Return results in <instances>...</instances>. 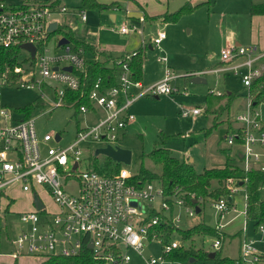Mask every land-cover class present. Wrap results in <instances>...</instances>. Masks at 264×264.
Wrapping results in <instances>:
<instances>
[{
	"label": "built area",
	"instance_id": "built-area-1",
	"mask_svg": "<svg viewBox=\"0 0 264 264\" xmlns=\"http://www.w3.org/2000/svg\"><path fill=\"white\" fill-rule=\"evenodd\" d=\"M66 10L65 5L51 2L9 5L0 0V46L20 50L18 63L0 67V96L2 86L34 88L37 85L39 88L45 84L54 99L49 109L66 102L74 105L75 99L68 98L67 92L81 87L89 63L99 61V58L97 54L88 58L85 49L75 47L70 40L58 44L61 51L49 49L50 39L47 36L52 31L49 25L52 21L58 23L54 17ZM80 14L82 19L86 18L85 11ZM144 19L143 15L139 16L140 21ZM136 28V24H123L120 30L128 32ZM164 36L165 32L160 30L152 38V43L160 48L159 43ZM25 42L35 46L33 56L21 46ZM135 52L128 51L114 60V65L118 67L114 84L104 83L102 77L96 78L87 93L89 104L81 103L78 110L95 114L101 110L102 115L96 123L77 131L74 140L64 147L48 145L43 148L42 143L58 141L61 135L58 133L59 137H56V133H45L40 138L34 117L26 116L18 108L0 107V216L5 215L2 198L8 196L7 187L16 182L25 191L32 189L33 194L37 193L40 199L38 185L46 186L56 203L54 211H48L43 203L39 209L34 206L33 209L19 212L22 228L8 238L12 250L7 253L0 251V256L12 259L22 255L72 256L87 248L98 264H124L131 259L129 248L139 252L145 240L156 239L162 243L163 252L158 257L146 258V263L175 262L167 255L183 242L173 238V235L168 241H163V231L159 230L158 224L166 222L179 228L182 218L180 209L187 216H193L196 204L200 205L194 192L186 195L178 187L168 192L157 179L132 180V173L124 166L116 171H100L94 161H86L83 156L84 147H88L90 142L102 143L95 149L117 144L126 125L134 118L129 108L138 97L144 94L160 95L178 89L170 81L177 74L168 70L162 79L141 86L140 81L133 77L130 66ZM263 56L264 51L252 44L227 46L220 51L222 65L213 70L231 71L239 75L243 85L248 87L263 71L264 65H257ZM158 59L166 60V56H159ZM67 65L71 66V70L64 68ZM48 91L40 90V93L47 96ZM200 112L199 106L180 108L183 117L195 116ZM235 119L240 122V126L227 134V141L231 144L240 143L242 166L247 170L257 166L254 163L264 156V150L257 148L258 145L264 147V120L251 106L249 99L246 111L237 114ZM82 163H85L83 167ZM260 168L264 169V165L261 164ZM70 182H74L73 188L67 185ZM225 187L227 193L210 201L217 213L215 229L219 232H223L226 216L237 211L228 196L232 197L239 184L236 179L229 177ZM187 196L196 199V203ZM246 208L245 203V215ZM247 223L244 221L241 227L238 257L242 264H264V253L257 247V239L246 237ZM5 229L1 222L0 242L2 232L7 238ZM257 229L264 232L262 224ZM223 239V235L213 236L210 249L221 248Z\"/></svg>",
	"mask_w": 264,
	"mask_h": 264
},
{
	"label": "rangeland",
	"instance_id": "rangeland-1",
	"mask_svg": "<svg viewBox=\"0 0 264 264\" xmlns=\"http://www.w3.org/2000/svg\"><path fill=\"white\" fill-rule=\"evenodd\" d=\"M3 1L9 5H17L47 0ZM80 1H58L59 5H65L69 10L54 17L60 22V26L70 28L76 37H90V33L96 35L100 43L107 46L124 44L128 35L122 36L108 28L112 26L117 29L126 18V14L129 15L130 11H135L137 6L127 3L128 0H126L124 6L117 9L115 7L114 9L103 10L85 9L88 19L84 23L78 14L83 10L78 7ZM138 1L143 3L149 15H154L152 18L149 15L146 17L147 22L142 32L147 43L150 37L153 38L160 30L166 34L160 44L161 50L156 46L145 50L142 70L144 86L162 79L168 70L171 73H177L178 77L173 78L171 83L177 85L178 89L160 95L144 94L132 103L129 111L134 114V118L126 125L117 142L119 146L131 150V161L128 164L119 163V165L127 168L132 174L138 172L141 165L153 173H159L161 171L160 166L152 162L146 155L155 145L170 148L179 159L192 158L196 171H201L210 165H219L226 158L225 151L231 154V150L235 148V146L228 145L224 139L227 124L226 121L219 122V115H217L221 110L219 102L230 96V93L234 97L230 107V115L226 114L224 120L232 121L235 127L240 124L235 120V117L237 114L246 111L249 99L247 87L243 85L239 75H234L231 71L218 72L213 70L222 65L220 51L227 46H235L234 38L239 40L238 46L252 44L264 51L262 44L252 39V15H250L248 8L249 0H211L209 6L204 3L193 11L181 13L176 18H170L166 21L163 20L166 19L163 16L176 13L185 4H195L202 0ZM110 10L117 14V20L113 24H110L109 20ZM137 32L140 35L139 31ZM62 35V33H55L51 36L48 41V47L51 51L59 47L57 41ZM225 38L229 41L225 42ZM140 44L141 42L139 46ZM114 49L116 50H109L107 54L115 55L118 50L117 48ZM59 51H61L60 48ZM22 53L26 54V51L22 50ZM156 55H165L167 62L156 61ZM111 60L109 57L108 61L112 63ZM257 65H264V57ZM262 68L264 71V67ZM197 70L203 72L201 76L205 78V81H191L188 74ZM40 90L48 91V88L45 84L39 88L37 85L34 88L2 86L0 107L22 108L32 105L30 115L34 117L38 136L41 138L45 133H59L61 135V139L58 141L50 140L47 143H42L43 148H47L48 145L66 146L74 140L77 131L96 123L102 115L101 110H97L96 114L91 111L79 112L78 108L70 102L49 109L52 107L54 99L50 91H48L47 96H42ZM217 92L222 95L217 96ZM183 106H199L202 107L203 111L195 116L183 117L180 114V108ZM254 109L264 120V102L257 104ZM87 145L88 147H84L83 152L86 161L89 159L100 166L113 168L118 164L103 153L94 154L95 147L102 145V143L90 142ZM230 154L228 153V155ZM84 165L85 163H82L81 167ZM67 185L69 188H73L74 182ZM38 190L46 209L54 211L56 203H54L47 187L38 185ZM7 193L12 199L9 196L2 198V210L5 215L0 216V223H5L7 226V238L3 236L2 232L0 242V251L4 253L12 249L8 238L13 237L16 231L22 228L18 213L34 208L32 189L25 191L20 183L16 182L7 187ZM244 195V187L240 186L232 199L237 210L244 209ZM261 196H264V185L261 188ZM198 206L201 210L193 216H187L183 209L179 210L182 216L179 228L186 229L201 220L215 227L217 213L212 203ZM233 216L234 214L231 213L225 218L227 226L224 227L226 233L223 235L221 252L224 251L227 255H235L237 252L236 244L233 246V243H236L239 238L237 229L240 227V220L236 218L228 222ZM172 235L175 239H181L177 230ZM246 236L247 238H256L258 240L256 242L257 247L264 253V232L255 229L252 220H248ZM203 238L205 246L209 245L211 248L210 243L213 235L207 234ZM199 243L197 240L195 241V245L199 246ZM128 252L131 259L124 264H147L146 258L158 257L162 254V243L156 239L145 240L139 252L132 248H129ZM23 257L25 258L13 261L10 257L1 256L0 264H37L43 258L34 255Z\"/></svg>",
	"mask_w": 264,
	"mask_h": 264
},
{
	"label": "trees",
	"instance_id": "trees-1",
	"mask_svg": "<svg viewBox=\"0 0 264 264\" xmlns=\"http://www.w3.org/2000/svg\"><path fill=\"white\" fill-rule=\"evenodd\" d=\"M42 2V1H41ZM44 2H51L57 4V0H50ZM211 0H202L195 4H185L181 6L176 13L163 16L166 19H174L179 14L184 12H190L195 10L202 4L209 5ZM112 4L118 3L117 0L111 2ZM109 3L101 2L99 0H82V7L90 8H107ZM250 13L264 14V2L253 1L250 6ZM55 33H62L63 36L69 38L73 42L75 47H83L84 49L96 50V47L85 41L84 39L75 38L61 26H57L55 30L48 33L47 39ZM139 47L133 58L130 61V66L133 70V77L140 79L142 75L143 56L142 49ZM20 50L14 47L0 46V67L4 65H14L18 63V55ZM116 76V68L113 66H107L101 61H91L87 68V71L83 74L82 85L79 89L67 92V97L75 99L74 106L78 108L81 103L89 104L87 93L94 81L98 77H102L103 82L106 84H114ZM247 96L251 102V106L254 108L257 104L264 102V71L253 79L251 84L247 87ZM32 105H27L18 110L25 112L26 116H30ZM146 155L159 165L161 171L159 173H153L146 167H140L139 171L132 174V180H146L157 179L160 180L164 188L170 192L174 188L178 187L184 194L194 192L195 197L198 199V203L204 204L210 202L213 198L218 197L220 194L227 193L228 190L225 187V181L229 177L236 179L237 184L244 186L246 194V216L247 220H252L255 229L262 224L264 226V196H261V188L264 185V170L261 168L244 169L243 166L231 162L227 156V160L222 167H209L204 168L201 171H196L192 163L184 159H179L173 155L171 150L163 145H155ZM95 164V163H94ZM121 165L119 163L113 167L100 166L95 164V167L100 171L111 172L112 170H118ZM190 201L194 198L187 196ZM201 210V209H200ZM199 210V211H200ZM159 230L163 231V241H168L175 230L179 232L183 240H193L195 235L209 234L213 236H222L223 232H219L214 226H210L203 221L196 222L186 229L176 228L166 222H160L158 224ZM214 251L212 255L211 252ZM171 260H174L172 264H242L239 257L234 258L229 255H224L221 252V248L207 249L204 247H195L192 243L189 245L181 244L173 248L167 255ZM193 259L190 261V259ZM37 264H98L97 261L91 256L89 249L85 248L78 255L62 256V255H50L45 256L38 261Z\"/></svg>",
	"mask_w": 264,
	"mask_h": 264
},
{
	"label": "crops",
	"instance_id": "crops-1",
	"mask_svg": "<svg viewBox=\"0 0 264 264\" xmlns=\"http://www.w3.org/2000/svg\"><path fill=\"white\" fill-rule=\"evenodd\" d=\"M27 1V0H26ZM47 1H50V0H47ZM55 1V0H54ZM58 1L59 0H57V4H58ZM99 1H101V2H105V3H109V5H108V7L107 8H102V9H99V8H90V7H82V0L80 1V4L78 5V7L80 8V9H83V10H81V11H85L86 12V10L85 9H92V10H96V9H99V10H103V9H110V8H113L114 9V7H115V9H117V8H121L122 6H124V4L126 3V0H117L118 1V3H115V4H112L111 2L112 1H114V0H99ZM253 1H255V2H264V0H249V2H248V8H249V11H250V6H251V3L253 2ZM127 3H129V4H131V5H135V6H137V7H135L136 8V10L135 11H130V13H129V15L128 14H126V18L123 20V22H121V24H120V26L116 29V27H112V26H109L110 24H113V23H115L116 22V20H117V14H116V12H114L113 10H110V12H109V20H110V24L108 25L109 26V30H111V31H113V32H117V33H119L120 35H122V36H127L128 35V37L126 38V41L124 42V44H122V45H120V46H112V45H109V46H107V45H104V44H102V43H100V41H99V39L97 38V36L96 35H92L91 33H90V37H87V36H85L84 38H82V37H76V36H74V34H73V32H72V30L70 29V28H65V27H62L63 29H65L67 32H69L71 35H73L75 38H79V39H84L85 41H87V42H89V43H91V44H93L95 47H96V50H93V49H85V55L88 57V58H92L94 55H96L97 54V56H98V58H99V61H101L102 63H104L105 65H107V66H113V67H115L116 68V73H118V67L117 66H115L114 65V60L116 59V58H119V57H121L124 53H126V52H128V51H131V50H136V49H138L140 46L141 47H143L142 49H143V51H142V56H143V63H144V59H145V50L147 49V48H154V44L152 43V37H150V39L148 40V43H147V40H146V38L143 36V34H142V32H143V30H144V26L146 25V22H147V18L146 17H148V13L146 12V10H145V7H144V5H143V3L142 2H140V1H138V0H128L127 1ZM209 6V5H208ZM138 9V10H137ZM69 10H68V8H67V10L66 11H64V12H62V13H66V12H68ZM81 11L78 13L79 14V16H80V18H81ZM61 13V14H62ZM141 15H143L144 16V21H140L139 20V16H141ZM250 15H252V31H251V34L253 33V35H252V39L255 41V42H259V43H261L262 44V46H263V48H264V14H262V13H257V14H251L250 13ZM151 16V18H152V16H154V15H149V17ZM88 19V15H87V12H86V18L85 19H82L81 18V20L85 23L86 22V20ZM164 21H166L167 19H163ZM126 21H128L127 23H125ZM123 24H127V25H131V24H137L136 26H137V28L135 29V30H129L128 32H122L121 30H120V27L123 25ZM60 26V22L58 21V23H57V26ZM137 31H139V33H140V35L138 34V32ZM134 33H137V34H134ZM236 36H238V35H236ZM166 37V34H165V36L161 39V41H160V43H159V46H160V44H161V42L163 41V39ZM224 41L225 42H228L229 41V39H224ZM141 42V44H140V46H139V43ZM73 43V42H72ZM238 43H239V40H237L236 38H234V44L235 45H238ZM57 46H58V41H57ZM59 48L60 47H57V48H55L53 51H56V50H59ZM114 48H117V53H115V55H113V56H111V55H108L107 54V52L109 51V50H116V49H114ZM259 49V48H258ZM159 50H161V47H160V49ZM260 50V49H259ZM159 56H165V55H156V61H161V62H164V63H166L167 62V57H166V60H159L158 59V57ZM109 57H110V59H112L111 61H113L112 63L111 62H109L108 60H109ZM264 57V56H263ZM262 57V58H263ZM261 58V59H262ZM142 70H143V65H142ZM196 74L198 73V74H201L202 75V73L203 72H200V71H194ZM142 73H143V71H142ZM174 74H177V73H174ZM185 75H187V74H185ZM176 77H178V76H175V77H173V78H176ZM172 78V79H173ZM171 79V80H172ZM115 80H116V76H115ZM157 80V79H156ZM170 80V81H171ZM139 81H140V84H141V86H144L145 84H144V82H143V75H141V78L139 79ZM154 82V81H153ZM150 83H152V82H150ZM150 83H148V84H150ZM177 86V85H176ZM134 89H137V88H134ZM217 96H220V95H222V94H216ZM137 100V99H136ZM234 100V97L231 95V93H230V96H228L227 98H225V99H223L221 102H219V105H220V107H221V110L219 111V113L217 114V115H219V122L221 121V122H225L226 121V124H227V127H226V133H225V135H224V139H225V141H226V143L228 144V145H230V146H235V148L234 149H232L231 150V154H230V152H228L230 155H228V153H227V151H225L224 149V151L226 152V154H225V156H226V158L224 159V161H221V163L219 164V165H216V166H212V165H210V166H208V167H205V168H209V167H222V166H224V164H225V162H226V160H227V156L230 158V160H231V162H233V163H237V164H239V165H241L242 166V161H241V145H240V143H233V144H231V143H228V141H227V134H229L231 131H233V130H235L238 126H240V124L239 125H237V126H235L234 127V125H233V122L232 121H227V120H224V118H225V115L227 114L228 116L230 115V107H231V103H232V101ZM201 111H203V109H202V107H201ZM201 113V112H200ZM199 114V113H198ZM236 120V119H235ZM239 122V121H238ZM240 123V122H239ZM126 128V127H125ZM125 130V129H124ZM236 145H238V146H236ZM257 148L259 149V150H264V147L263 146H260V145H258L257 146ZM170 149V148H169ZM171 150V149H170ZM171 152H172V150H171ZM173 153V152H172ZM174 155V154H173ZM175 156V155H174ZM178 158V157H177ZM184 160H186V161H189L190 163H192V158H189V159H184ZM255 165H257V166H254L255 168H260V166H261V164H263L264 165V156H262V159L260 160V161H258L257 163L255 162L254 163ZM192 165H193V163H192ZM194 166V165H193ZM264 170V169H263ZM240 186H243L242 184H239V187ZM239 187H238V190H239ZM244 187V186H243ZM237 190V191H238ZM236 191V192H237ZM236 192H234V193H232V197H231V203L235 206V204H234V202L232 201V199H233V196H234V194L236 193ZM9 196V195H8ZM245 196V195H244ZM10 197V196H9ZM11 198V197H10ZM12 199V198H11ZM245 203H246V199H245ZM205 204V203H204ZM206 204H208L207 202H206ZM202 205V204H201ZM245 205V204H244ZM30 209H33V208H29V209H27V210H30ZM244 210H245V206H244V209L243 210H237V211H235V212H232L233 214H234V216L228 221V222H230V221H232L233 219H236L237 218V220H240V227L237 229L238 231H237V233L239 234V238H238V241L236 242V243H233V246L236 244V247H237V252H236V254L235 255H229V256H231V257H234V258H237L238 256H239V254H240V242H241V239H242V234H241V227H242V225H243V222L245 221V222H248V220L246 219V215H245V213H244ZM202 221V220H201ZM199 222V221H198ZM4 225H5V223H4ZM227 226V223L225 224V226L224 227H226ZM247 227H248V223H247ZM5 231L7 230V226L5 225ZM246 231H247V229H246ZM7 232V231H6ZM224 233H226L225 232V228H223V235H224ZM245 234H246V232H245ZM205 235H207V234H199V235H195L194 236V238H193V240H191V239H187V240H183L182 238L180 239L182 242H183V244H185V245H189L190 243H192L195 247H204V248H209L210 249V247H209V245L208 246H205V242H204V236ZM247 237V236H246ZM256 239V238H255ZM198 241V242H200L199 243V246H197V245H195V241ZM258 241V240H257ZM234 242V241H233ZM229 244V243H228ZM228 244H227V248H228ZM222 248V247H221ZM12 250V249H11ZM222 254H224V255H227L224 251L222 252ZM23 256H25V255H22V256H20V257H17V258H15V259H12L11 258V260H18V259H24L25 257H23ZM28 256H30V255H28ZM1 257V256H0ZM4 257H8V256H4ZM23 257V258H22ZM10 259V258H9Z\"/></svg>",
	"mask_w": 264,
	"mask_h": 264
},
{
	"label": "water",
	"instance_id": "water-1",
	"mask_svg": "<svg viewBox=\"0 0 264 264\" xmlns=\"http://www.w3.org/2000/svg\"><path fill=\"white\" fill-rule=\"evenodd\" d=\"M56 27H57V22L52 21L49 25V30H55ZM68 41H69V38H67L66 36H61L58 39V44L61 45V44L67 43ZM21 46L23 48L28 49L31 52V56L34 55L35 46L32 43L25 42V43H22ZM64 68H66L67 70H71L70 65L64 66ZM189 76L191 78V81L193 82L205 81V78L202 77L201 74L192 73ZM56 137H59L58 133H56ZM98 153H103L107 155L112 160L116 161L117 163L128 164L131 161V150L129 148L121 147L118 144H114V145L107 144L106 146L97 147L95 149V154H98ZM228 199L231 200V196H228ZM196 201H197L196 199H193L194 203H196ZM33 203L37 209L43 207V202L41 201L37 193L33 194ZM195 207H196V212H199L200 210L199 206L196 204ZM89 246H91V244H89ZM211 254L213 255L214 251H212ZM192 260L193 259L191 258L190 261Z\"/></svg>",
	"mask_w": 264,
	"mask_h": 264
}]
</instances>
